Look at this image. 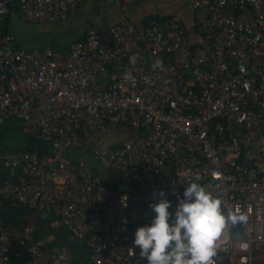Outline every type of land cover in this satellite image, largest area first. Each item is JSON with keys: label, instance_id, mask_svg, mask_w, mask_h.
I'll return each instance as SVG.
<instances>
[{"label": "built area", "instance_id": "1", "mask_svg": "<svg viewBox=\"0 0 264 264\" xmlns=\"http://www.w3.org/2000/svg\"><path fill=\"white\" fill-rule=\"evenodd\" d=\"M84 1L0 0V23L11 5L51 23ZM192 9L199 42L179 15L88 29L68 54L16 48L0 30V125L19 117L50 145L0 152V203L30 214L0 216V264H74L67 246L48 245L63 230L90 249L75 264H145L135 231L151 223L161 191L172 211L190 182L248 216L224 233L215 264H264V0Z\"/></svg>", "mask_w": 264, "mask_h": 264}, {"label": "clouds", "instance_id": "2", "mask_svg": "<svg viewBox=\"0 0 264 264\" xmlns=\"http://www.w3.org/2000/svg\"><path fill=\"white\" fill-rule=\"evenodd\" d=\"M136 60V56L130 57L131 63ZM156 66L162 67V62ZM125 79L134 77L128 72ZM200 179L195 177V181ZM149 207L155 213L151 223L138 227L134 234V248L148 264H215L218 242L224 233L248 222V216L239 208L226 207L222 198L198 182L185 187L172 211V203L163 191L159 202ZM241 248L247 250L246 245L241 244Z\"/></svg>", "mask_w": 264, "mask_h": 264}, {"label": "rangeland", "instance_id": "3", "mask_svg": "<svg viewBox=\"0 0 264 264\" xmlns=\"http://www.w3.org/2000/svg\"><path fill=\"white\" fill-rule=\"evenodd\" d=\"M169 2L172 4L167 5V1L164 0L158 4L150 5L149 8L145 5L139 14L149 10L150 14L179 12V10L183 8L186 16L191 19L193 18L191 6L192 0H181V4L175 0H170ZM85 9L86 15L84 16L81 12L79 16L70 15L66 20L51 22V24L47 25H40L27 21L22 18L20 13H11L8 18L7 15L4 16V22L2 21L0 23V28H2V30L8 28L9 32L15 37L16 43L22 48H42L44 46H52L53 48L62 51L64 54H68L72 41L83 31L104 28V26L114 19L109 13L110 6H107L106 4L104 5L99 1H87ZM188 32L193 34L194 29L192 26L188 28ZM21 125L22 119L19 117L4 120V126L8 128L9 132L3 134L7 138L1 139L3 135L0 136V146L8 143L11 149H17L24 147V145L27 144L30 137L22 131ZM116 137H122V135H120V133L108 135L107 139L110 141ZM71 152L74 155L73 157H76L79 154L77 148H72ZM93 161L95 160L93 159Z\"/></svg>", "mask_w": 264, "mask_h": 264}, {"label": "trees", "instance_id": "4", "mask_svg": "<svg viewBox=\"0 0 264 264\" xmlns=\"http://www.w3.org/2000/svg\"><path fill=\"white\" fill-rule=\"evenodd\" d=\"M12 11H15V12H18V7H15L14 5H11V12ZM9 12L7 14V16L11 13ZM171 15H168V16H161V15H157V14H152V15H149V16H145L143 18V22L146 25H148V23L151 21V20H160V19H165L167 17H169ZM4 22V20H3ZM0 30L3 32V33H6V29L2 30V28H0ZM82 39L79 38L77 40H80ZM17 48H19V46H16ZM1 129H0V136H2L3 134H7L9 131H8V128L4 126V122L2 123V125H0ZM21 128H22V131H23V125H21ZM24 132V131H23ZM25 133V132H24ZM26 134V133H25ZM27 135V134H26ZM30 140L27 142L26 145H24V147H21V148H17V149H11L10 148V145L8 143L6 144H2V146H0V152H17V151H20V150H25V149H28V150H34V151H38L40 153H43V152H46V151H49L50 150V145L45 142V141H42V140H39L37 139L36 137L34 136H30ZM4 138H7L6 136L3 135V137L1 139H4ZM6 172H4L3 176H0V183L4 180V178L6 177ZM120 185L122 184V182L120 181H117ZM116 182V183H117ZM29 213H28V210L24 207H15V206H12L11 204L9 203H0V216L2 217L3 221L5 223L7 222H18V221H21L24 219H30L29 217ZM26 217V218H25ZM46 224V223H45ZM47 232H49L47 230ZM69 232L66 231V230H63L61 231L60 233H56V238L54 241L48 243L49 246H54V245H65L67 246L70 251L72 252L73 254V258H74V264L75 263H78L80 260H85V261H88L89 260V255H90V249L86 246V244L82 241H71L70 238H69ZM145 264H148L145 263Z\"/></svg>", "mask_w": 264, "mask_h": 264}, {"label": "crops", "instance_id": "5", "mask_svg": "<svg viewBox=\"0 0 264 264\" xmlns=\"http://www.w3.org/2000/svg\"><path fill=\"white\" fill-rule=\"evenodd\" d=\"M87 1L89 0H85L75 11H73L70 15H74V16H79L82 12V15H86V9H85V4L87 3ZM93 1H98V0H93ZM164 0H141V1H137L135 2L134 4H131V5H128L126 7H122V6H115V5H107V6H110V15L113 16V20L107 24L106 26H104V28H101V29H98V30H101V31H106L107 29H109L112 25L122 21L124 18L128 17L130 18L131 20H133L137 26H139L140 28H143L145 26L144 22H143V18L145 16H149V15H152V14H157V13H149V11H144L142 14H139L141 11H142V8L146 5V7L149 8L150 5H153V4H158L160 2H162ZM167 1V5L168 4H172L171 2H169L170 0H166ZM175 1H178L179 4H181V0H175ZM194 0H192V3H193ZM100 2V1H99ZM101 3V2H100ZM192 3H191V6H192ZM104 4V3H102ZM105 5V4H104ZM19 10V9H18ZM133 11V12H131ZM193 11V9H192ZM11 12V11H10ZM78 12V13H77ZM11 13H20V10L18 12H15V11H12ZM10 13V14H11ZM9 14V15H10ZM9 15L7 16V18L9 17ZM157 15H161V16H168V15H179L181 16L182 20H183V23L184 25L186 26V28H190L191 26L193 27L194 29V32L193 34H190L191 38L193 40H195L196 42H199L198 41V37L196 32H195V28H194V25H193V18H188V16H186V13L185 11H183V8H181L179 10V12H168V13H164V14H157ZM22 16V14H21ZM170 17V16H169ZM23 18V17H22ZM69 18V17H68ZM24 19V18H23ZM26 20V19H25ZM66 20V19H65ZM28 21V20H27ZM32 22V21H30ZM35 24H40V25H47V24H51L50 22L49 23H38V22H34ZM7 24V22H6ZM6 33L10 34L13 36V34H11L9 32V29L6 28ZM86 32V31H85ZM85 32L83 31L76 39H74L73 41L79 39L82 37H84L85 35ZM15 38V37H14ZM72 41V42H73ZM72 44V43H71ZM13 46L16 47V46H19V48H22L20 45H18L16 43V39H14V43H13ZM45 47V46H44ZM49 47H52V46H49ZM17 48V47H16ZM37 48H40V47H37ZM53 48V47H52ZM22 49H36V48H22ZM55 49V48H54Z\"/></svg>", "mask_w": 264, "mask_h": 264}, {"label": "water", "instance_id": "6", "mask_svg": "<svg viewBox=\"0 0 264 264\" xmlns=\"http://www.w3.org/2000/svg\"><path fill=\"white\" fill-rule=\"evenodd\" d=\"M239 225V224H238Z\"/></svg>", "mask_w": 264, "mask_h": 264}]
</instances>
